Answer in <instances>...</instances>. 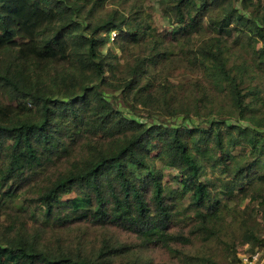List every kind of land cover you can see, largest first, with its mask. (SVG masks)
Returning <instances> with one entry per match:
<instances>
[{
    "label": "trees",
    "instance_id": "16d2710c",
    "mask_svg": "<svg viewBox=\"0 0 264 264\" xmlns=\"http://www.w3.org/2000/svg\"><path fill=\"white\" fill-rule=\"evenodd\" d=\"M263 142L264 0H0V264H239Z\"/></svg>",
    "mask_w": 264,
    "mask_h": 264
},
{
    "label": "rangeland",
    "instance_id": "374dc122",
    "mask_svg": "<svg viewBox=\"0 0 264 264\" xmlns=\"http://www.w3.org/2000/svg\"><path fill=\"white\" fill-rule=\"evenodd\" d=\"M111 7H116V4L114 5H106V10L110 9ZM153 25L155 26L156 30H161V29H165L168 28V23L167 21L164 19H162V17L159 15L158 11H155V13L153 14ZM114 105L116 107H118L120 110L123 109L121 101L118 99L116 102L114 101ZM179 123V121H177ZM255 161V163L264 166V142L259 146V151L257 153V155L254 156L253 158ZM245 249H243L242 251L239 252V257L240 259H242L243 257H249L248 255H245ZM258 254V258L255 262L253 263H245V264H262L263 258H264V251H257L256 252ZM254 253V254H256ZM253 254V255H254ZM252 255V256H253ZM251 256V257H252ZM239 264H243V261H241Z\"/></svg>",
    "mask_w": 264,
    "mask_h": 264
},
{
    "label": "built area",
    "instance_id": "2783aa9c",
    "mask_svg": "<svg viewBox=\"0 0 264 264\" xmlns=\"http://www.w3.org/2000/svg\"><path fill=\"white\" fill-rule=\"evenodd\" d=\"M257 258H258V254L256 253L251 258L243 257L242 261H243V264H245V263H253V262H255L257 260Z\"/></svg>",
    "mask_w": 264,
    "mask_h": 264
},
{
    "label": "water",
    "instance_id": "95a60500",
    "mask_svg": "<svg viewBox=\"0 0 264 264\" xmlns=\"http://www.w3.org/2000/svg\"><path fill=\"white\" fill-rule=\"evenodd\" d=\"M262 264H264V258H263Z\"/></svg>",
    "mask_w": 264,
    "mask_h": 264
}]
</instances>
